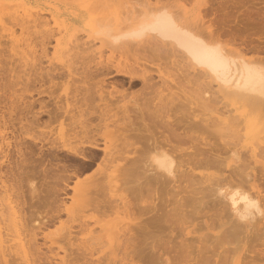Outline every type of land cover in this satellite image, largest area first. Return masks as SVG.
I'll return each mask as SVG.
<instances>
[{"label": "rangeland", "instance_id": "374dc122", "mask_svg": "<svg viewBox=\"0 0 264 264\" xmlns=\"http://www.w3.org/2000/svg\"><path fill=\"white\" fill-rule=\"evenodd\" d=\"M42 1L43 0H40L39 1L40 4H39L38 0H22V2H21V0H16V1L15 0H0V17L2 16L0 18V25L3 27V28H0V118H1L0 119V135H1L0 136V213L2 214V216L0 214V218L3 219V220L2 219L0 220V221H2V222H0V225H1L0 228L2 227L0 230V232L2 233V234L0 233V237H1L0 238V251H1L0 263L1 264H15L14 262H19L20 260L21 261L23 260V257L21 258L22 255L20 256V254H19V250L22 251L21 249H19L17 247V249H19V250H16V246H15V249H14L15 252L18 251V253H15V252H12V249L14 247L11 246V248H10L9 246H7L8 244L11 245V243H13V242H11V240L13 241V239H14V241L18 242L17 236H16V235H18L21 238V242L24 239L23 240L24 242H22L24 244V246L26 243H28L27 245H29V248L32 246L31 250H32L33 254L32 253L29 254L31 252V250L24 247L25 248L24 251L26 254L25 257L28 256L27 257L28 260L25 259V257H24V260L26 261L25 262L23 260L24 264H27V262L29 264H87V262L89 264H122V262H120L118 259L119 257L115 256L116 253H118L117 250H114V249H116L115 247H117V246H114L112 244V242L114 243V241H115V243L117 245V243L120 242V239L117 238L118 234L121 233L120 230L122 229V233H123L125 227H128L127 226L128 224L125 226V222H127V223L133 222L132 224H130L131 225L130 227L132 230H130L129 232L125 230V232L127 233L126 234L127 238L130 236V234H131V236L134 237V239L132 237V239H133L132 240L131 236H130V239L132 241L130 242V239L128 240L130 242L129 247L132 245L130 247L131 249H133V247L134 248L136 247L135 248L136 250H139V248H140L142 251V253L140 251L139 255H135V258L133 256V263L135 262V264H161V263L165 264L163 262L160 263L161 260L163 261L165 259L164 257H162L161 260L159 258L158 259L155 258L153 260L148 259L149 254L146 251L148 250V247H147L148 244L150 242L152 243L151 238H159V237H160V239L163 237H166L164 239L171 238V240H170L171 243H168L167 246L172 247V244H174L175 246H174V248L169 247V248H171L170 253H169L170 256H169V254H167V256L170 258L174 252V251L172 252V250L175 249V247L177 249V246L179 247V244L177 242L176 243L173 242V240L174 241L179 240V238L177 236L180 235V233H181L180 230L182 228H185L187 226L186 227L187 229H195V233L193 235H191V236L185 235V237H187V238H189V236H190L189 239H191L192 236H194L195 238L199 237L198 235H202L203 237H207L206 234L208 235V233L205 234V232H209V234H210L211 231L205 230L206 229L205 225L207 223H210V221H212L213 219L215 220V224H217L216 223V222H218V220L216 219L217 217L214 216L216 214L215 213L216 212L215 207H218L219 203L220 204L224 203L225 200H221L222 202H219L217 204V206H215V207L211 206V204L208 203L207 207H208V205L211 206V207L209 206L210 207L209 209H207L206 207H203L202 203L205 202L204 200L209 201V196H208L209 194H206V193H208V188H205V187L203 188V186H205V185L207 186V183L204 182L205 185H203V180L201 178V175H203L205 173L219 174V173H217V172H219V170L216 171L213 169L216 166H214V167L212 166L211 170L208 169V167H206L207 169L205 167H204V169H202L201 167H199V169L193 167V169L190 172L195 173L194 175H196V176L198 175V176L197 177L194 176L193 177L194 179L191 178L193 181L192 180H190V181H192V182L189 181V177H188V179H187L189 181L188 183L186 182L187 180L185 178L180 179V181L177 179L176 182H175L176 178L171 179V180H173V182H175V183H173L171 180L168 181L169 178L163 177L160 180L164 179L163 181L167 186L164 184L166 186V188L162 187L163 190L161 189L158 191H157V189L158 188L160 189L161 187L158 186V188H157L156 183H154L156 186L152 185V187H149V189L147 188L148 185L146 187L143 184L144 181L146 182V180H147L148 176L146 175V172L149 169V163L146 161V159H145V161L148 163L147 164L148 168H145L146 163L144 161L142 163L140 162L141 167L139 166L140 169H137L141 172V169H143L142 164L143 163L145 164L144 165L145 170H143L144 171L143 173H145V174L141 175L140 172L138 173V175L140 174L139 176H142L143 178L146 175L145 180L142 177H141V179H137L138 177L136 178L132 173L131 174L134 176V178H133V176L132 177L128 176V175H130V174H128L129 172L126 174H120L118 172L113 173V172H111V169H107L108 166H107V168L105 167V172H106L107 177L105 175L104 176L105 178H104L101 174H99V175L97 174L98 176L93 175L92 173L96 174V172H97L95 165L96 166L100 165V162H96V161L100 160V157L97 158L96 160L90 161V164H89V162L84 161V162L89 164V165L88 164L86 165V163H84V162H79L78 160H81L79 158L74 159L70 156L71 159H69L70 158V157H68L69 155L67 156L66 153L63 152L62 150H61V154H64L66 156L61 155L60 150H53V154H56V155L60 154V155L56 156L60 160L59 162H58L57 158H55L53 155L52 156L54 157V159L53 158L51 159L52 156H50V155H49V157H50L49 158L47 155L48 153H46L48 151H46L45 148L49 147L50 144H52L53 146H61L62 144L67 143L66 140L68 137L65 135V133L62 132L63 130H61V127L67 128L68 125H71V123H70L71 121H69V119L66 116L65 117L62 116L61 118L58 117V119L50 121L49 123H46V121L48 122L47 116L42 115L38 124L35 123L36 125L32 126V125H30L31 121L30 122L28 121V118H31V114H29V116L27 115V117H26V114H28L29 112L31 113V111H25V110L21 111L22 109L19 110V108L23 107V103L21 102V99L25 96L26 97L24 99L25 101L28 99H30V100L36 99L37 101L38 100H40V101L44 100L47 102L49 100V104L56 102V103H59L60 105H62L63 110H66V103H67L69 105V107L67 109L68 116H71V114L76 116V112L78 114V106H79V103H77V101H76L77 97L75 98V95H77V93H78V92H76V90L81 88L83 86V84L80 82V79L75 74V72L79 68V65H80L79 61H81L80 56H82L83 53H84L83 56L85 58H87V60H85V61H88V56L91 57V58L89 57V60L94 59V61H96V60L100 59L99 58L100 55H101L100 56L101 59H103V58L105 59L107 56L111 55L112 57H122V59L125 58L127 60L128 59L136 60L139 63L145 62L143 64H146V65L152 67L154 70H156L157 68H160L162 71L161 73L163 75V78H158L155 76L156 77L155 81L157 82V85H155L156 87L154 86L153 92L148 96L151 97L154 100V102H157V104H159L160 106H163V105L166 106V108L162 107V109H164V110H161V111H164V113H167V114H164L163 112L161 114L166 115L165 116L166 119L169 118L168 120L173 123V124L171 123L172 124L171 126L175 130V134L178 135V139H175V141L172 140L173 145L175 144L176 148L179 147V148H177L178 150L181 148L180 151L184 152V153H187V152L191 153V151L194 152L195 150L200 152L202 150L201 156L204 155L206 157L208 155L209 157L210 156L216 157L218 155L219 160L222 161V160L226 159L228 162L225 161L224 164L217 166L220 168L222 166H224L225 171H224V169L223 170L221 169L222 171L220 170L221 174H223L222 177H226L227 174L229 173V172L227 173V169H226V168L229 169L228 165L231 164L230 165L231 168L228 171H231L230 173H232L233 172L232 167L236 163H237V165H236L237 168L238 167L241 168L243 166V165L238 166L239 165L238 163L240 162L241 157H242L243 161L249 157L247 160H248V162L251 161L250 163L252 165H250V164L248 165L247 160H246L245 162L247 165L242 163V164H244V166L246 165V167H244V166L243 167L246 170L248 166H250V167L253 166L252 169L248 168V171L250 170L249 172L246 170L247 173H249V174L251 173L250 175H253V173H254L253 176H256L257 174H259L258 171L256 173V170L252 171L254 168H256L257 170L258 169L262 170L261 172L259 170V172L261 173V174H259L260 176L257 175V177H255V178H257V180L255 179V183H256V181L258 183L259 180L262 181L264 179V176H263L264 174L262 175V172L264 170V168H263L264 158H261V156L264 155V152L262 154L261 150L256 148L255 145H258V144L262 145L261 143H262V141H264L263 136H262L263 138L260 139V136L264 133V108H263V110L261 108L262 113L260 114V116H258V114L256 112H258L259 110L255 112L254 109H250L252 106L249 107V109H248V107H246L248 104H245L246 101L241 100V99H240V102L235 101V99L226 98L225 94H222V97H221L220 96L221 93H224V92L219 93L218 91H216L215 89H217V87H214V86H216V84L214 82L207 83L208 81L206 82L205 81L206 79H204L205 82H202V79L204 77L202 76V79H200L201 75L196 74L199 72L196 69H192V68L189 69L187 66H185L184 61L180 58V55L178 56L179 57L178 58L177 57L178 54H176V53H175L176 56H175V54L174 55H171V54L165 55L164 54L163 56H157L156 57L155 54L150 53V52H146L147 47H148L147 43L145 45L143 44V47L145 48V50H143V51L146 53H143V51L139 50L140 47H138L139 46L138 44H137L138 45L137 46L136 44L131 43V44H133V46H134L133 47L130 43H127V42H126L127 46H124L125 43L122 44L124 46V47L122 46L123 48L121 47V45L118 48L117 47L111 48L110 47L111 45L97 40L98 35L95 33V30L101 29V27H99V24L101 25V24L105 23V21L107 19L109 20V18L113 17L112 19H114L115 17L121 18L123 16H130V15L134 16V15H136V13L147 11L148 8L146 9L145 6L149 7L148 5H151V4H152L151 6H158L159 3L161 4L162 2H164L163 4H165L166 2L167 3L169 2V4H167V6H164L163 4H161L162 6L161 5H159V6H161V8L167 9L171 13L173 11H175L174 13L180 12L181 16L178 17L179 14H177L176 16L179 19L181 18V20H184L185 22L189 23V21L191 20L190 23H192L193 25H197V23L199 22V24H202L204 27L209 25L210 29H213V32H214V29L218 30L216 32H219L218 34L220 36L222 35L221 37L225 36L224 38H227V39L230 38L229 40L233 44L231 49L233 50L234 54L237 52L240 53L244 49V51L241 54L244 55L245 57L253 58V55L256 54L259 57V59L260 58L262 59V58H264V57H262V55H263L262 53H264V50H262V48L264 49V46H262V48H261V46H259V45L260 44L264 45V29H263L264 28V26H263L264 25L263 24L264 23V16H263L262 12H259V11L260 10L263 11V9H264V0H168V1L167 0H159V1H162L159 3H156V2H158V0H154V1L153 0H45L43 2ZM144 1L148 5H146L144 3ZM147 1H153V2L149 3ZM18 2L21 4L19 5ZM140 3L145 4V6L141 5ZM15 5H17L19 7H24V5H25L24 8L28 9L31 12V14H32L31 17L33 16V14H34V16L35 15L37 16V17L35 16L32 18H37V19L39 18L40 21L43 18L42 15H44L47 18L48 21L45 20L46 18L44 17L45 18V19L43 18L44 22L42 21V22H40V24L38 22L39 20H36V22H38V25L41 26L40 29L42 27H47L48 29L50 28L49 30L46 29V31H45V30H43L44 29L43 28V29H41V31H43V32H41L37 23L32 22V21H31L32 26L34 24H35V26H33V27L31 26V28H29L30 31L27 30V32L29 31L28 36L30 37V39H32V42H33L32 45L34 44V42L36 43L38 37H40L41 35H43V36L45 35L47 38H49V39H47V38L44 39L45 44L47 43L45 45L46 46L45 48L48 49L47 51L45 50V53L40 52L41 49L39 48V46L37 44H36V47L34 46L36 49L34 47H32L31 52L27 53L28 58H25V56H22L21 54L20 55L22 57H19L18 56L19 53L18 52H17L18 54L16 53L17 50L18 51L21 50V47H20V49L19 48L14 49V46H15L14 44H16V42L10 40L11 38L7 34V33H9L8 29H13V28L16 30V32H15L16 34H14V36L18 35V33H19L18 26L13 25L16 21L15 20H14L15 22L12 21L13 19L11 18V17L15 16V14H16V13H14V9L17 8V6H15ZM139 5L143 6V7H138V8H140L139 12L134 13L135 10L133 7L139 6ZM169 5H171L172 8ZM50 8L53 10H51ZM35 9H37V10H35ZM149 9H150V7H149ZM251 10H254V11L257 10L258 12L257 11L256 12L261 13L262 15L261 14L258 15L257 13H254V11L252 12ZM32 11H33V13H32ZM55 12H59V13L55 14ZM18 13L21 14V12H18ZM204 13H205V15H204ZM247 13H251L250 16L251 17L254 16L255 19L256 18L258 19L260 17V19H262V21H263V23H260V24L261 25L263 24V25L261 26L260 24L256 23L257 19L256 20L252 19V20L256 21L255 22L256 24H254L252 20H251L252 22H249V24H247L248 22H246L245 18H248L249 21L251 18L250 16L249 17L245 16V14L249 15ZM253 13L255 15H253ZM256 15H258V16H256ZM261 16H263V17H261ZM31 17L29 19H32ZM201 18H203V19H201ZM10 19H12V20H10ZM101 19L103 20L102 22H100ZM259 20H258V22H260ZM203 21H204V23H203ZM243 21H244V23H243ZM11 22L12 23L14 22V23L12 24ZM29 23H28V25H31ZM46 23H47V25H46ZM62 23H64V24H62ZM210 23L211 24L213 23V24L211 25ZM245 23H246V25H245ZM5 24L9 28L6 27ZM257 24H258V26L254 27V25H257ZM11 25H13L12 26L13 28H11ZM90 25H92V26H90ZM249 26H253V27L249 28ZM36 27H37V29H36ZM34 28H35V31H34ZM253 28H254V30H253ZM259 28L262 30H260ZM38 29H39V31H38ZM255 29H258L257 33H256ZM59 30H61V32ZM33 33H35V34H33ZM36 33L38 34V36H36ZM47 34H49V36H47ZM34 35L36 37V40H34L35 38H33ZM92 35L94 36L95 40L93 37H91ZM83 36H84V38H82ZM89 36L93 40L91 38H89ZM75 37H79L78 43H77V39ZM96 37H97V39H96ZM224 38L222 40H226ZM231 38H232V40H231ZM73 39H74V41L76 40L74 42L75 44H72ZM81 40H83V41H81ZM88 41H90V42H88ZM230 41L226 40V43L227 42L230 43L229 45L225 44V43H223V44H225V46L227 45L230 48V46H231ZM13 42H14V44H13ZM87 42L90 44H88ZM234 44L236 46L238 45V47L234 46ZM74 45L75 46L79 45L80 48L78 47V50H77V47H76V49L71 48V47H75ZM112 45H114V44H112ZM239 45L243 49H241ZM253 45H255V46L253 47ZM68 46H69V48H68ZM88 46H90V48H88ZM106 46H108V47H106ZM115 46H117V45L115 44ZM140 46H142V45H140ZM256 46L259 47V48H257L259 50H256V48H255ZM137 47H138V49H137ZM143 47H141V48L144 49ZM15 48H16V46H15ZM32 49H33V51H32ZM68 49H70V51ZM79 49L82 50V53L80 52L81 50L79 51ZM115 49H118V50H115ZM239 49L242 51H238ZM245 49L246 50L248 49L247 50L248 53L245 52L246 51ZM67 50L69 52H67ZM148 50L150 51L149 48H148ZM253 50H255V52ZM261 50H262V52H260ZM77 51H79L81 54L78 53ZM252 51L254 52V54L251 55ZM65 52H67V54H65ZM72 52H73V55H72ZM151 52H152V50H151ZM31 53H33V56H31L32 55ZM35 53H36V55H35ZM39 53H41V54H39ZM151 54H153L154 56ZM248 54H250V55H248ZM27 55H26V57H27ZM75 55L77 56V59H76ZM29 56H31V57H29ZM94 56L97 59L93 58ZM257 56L254 55V58L255 57L257 58ZM19 58H21V59L19 60ZM30 58L33 60V61L31 60L32 62L29 60ZM27 59H28V61H27ZM144 59H148V60L144 61ZM22 60L23 61L25 60L27 62V64H23ZM50 61L52 62V64H50L51 63ZM148 61H150L154 65H152L150 62H149L150 64H148ZM39 62H40V64H39ZM35 63L39 66H37ZM31 64H33V65H31ZM263 64H264V61H263ZM23 65L25 67L27 65L26 68L28 71H25L26 68L23 67ZM35 65L37 67L43 66V68L45 66V68L42 70H46V68L51 69V67L53 68V66L55 68L57 67L56 70L54 69L55 70L54 73H58L61 71L60 73L62 74V76L57 77L60 74V73H58L56 75V78L53 79V81H51V82L44 81V82H40V83L37 81H34L32 79H29V80L26 79L27 72L31 73V71L29 72L30 67L32 68V70L37 68ZM66 66L67 67L69 66V68H67ZM33 67H35V68H33ZM37 69L39 70L40 68H37ZM37 69H35V70H37ZM57 69H59V70H57ZM70 69L71 70L75 69V70L74 71L72 70L73 72H70ZM194 70H195L196 76L194 74ZM22 72H23V75H22ZM24 72L26 73L25 77H24V74H25ZM71 73L73 75H70ZM67 75H68V77H67ZM197 76L199 77L198 79L196 78ZM127 81L128 80L125 79L124 83H123L125 88L128 86ZM100 83H102V82H100ZM103 83L106 84L105 82H103ZM106 86L109 87V85H106ZM43 90L46 92H51L53 94L54 98L53 99L51 98V100H52L51 102H50V99H48V97L46 95L45 96H38L37 93L39 91H43ZM130 90L132 91V93L129 96L130 98L129 97L121 98L119 94H115L114 100H115V103L118 104V106L123 105V104L124 105H127V104L130 105L131 101H132L131 98L133 96H136V95L141 96V95H139L140 93H142L141 83L139 81H136ZM205 92H206V94H205ZM22 93L25 95L23 96ZM211 93H213V94H211ZM18 94L21 96H19ZM16 96L17 97L19 96V97L17 98ZM31 96H33V97H31ZM204 96H206V99ZM78 98H80V97L78 96ZM18 101L21 103H19ZM13 102L15 103L16 106H14ZM16 102H17V104H16ZM18 104H20V107ZM21 105H22V107H21ZM34 105L35 106H33V109L36 111L38 109L37 107L39 105L37 103ZM17 106H18V109H16ZM53 107H54V104H53ZM254 108H255V106H254ZM33 109H32V111H33ZM256 109H258V107ZM250 110H251L252 114L250 113ZM252 110H254V111H252ZM20 111H21V114L22 113L24 114L26 112L25 115H21L19 113ZM225 111H227V112H225ZM221 112L224 114H222ZM259 112H261V111H259ZM10 113L11 114L14 113V115L10 116ZM17 113H19L18 115L21 116V118H22L21 121L19 120L20 118L19 119L17 118V117H20L17 115ZM254 113H256L258 118L253 117V116H256V115H254ZM245 114H247L246 115L247 117H245ZM1 115L2 116L4 115V117H2ZM231 115L233 116V119H231L232 118ZM234 115H235V118H234ZM7 116H9V117H7ZM23 116H25V118H27L26 120L28 123L26 122L25 118H23ZM228 116L231 118L229 119ZM11 117H12V120L17 119L16 121L13 120V122L15 121L18 123H20V122L26 123V124H23L24 125V127H23L24 129H22L23 131H18L20 129V128L18 129V126H20L21 124H18V123L16 124L14 122L15 123V126H14L13 122L11 124L9 123V121L11 122ZM42 117H44V118H42ZM259 117H260V119H259ZM9 118H10V120H9ZM6 119L8 122L6 121ZM1 120H3V121H1ZM30 120H32V119H30ZM1 122L2 123L5 122V125L3 124V126H2ZM43 122H44V124H43ZM25 127H28V128H25ZM13 128L15 130L16 129H18V130L15 131ZM160 129H158L159 133L161 132ZM30 134L35 135L37 138H39L41 140V142H38L37 140L31 139L29 137ZM257 137L259 139H256ZM255 139H256L257 143L254 144ZM30 140H31V142H30ZM134 140H137V139H134ZM21 141H22L23 145L21 144ZM23 141H27L26 142L27 146H25V143ZM33 141H35V142L33 143ZM36 143H37V146L35 145ZM233 144H236V145L238 144V145L233 146L236 148V152H235V156L231 157V156H228L231 153L225 152L222 149L225 148L227 150V148L232 147ZM260 145H259V147H261ZM30 147L31 148L33 147L32 150L35 148L34 151L40 147L36 153L38 155V157H36V154H35L36 151L34 153L30 152L31 151ZM253 147H254V149H253ZM40 149H42V152H43V149H45V151H44L45 154L40 152ZM217 149H218V151H217ZM238 149H240V150H238ZM203 150H205V151H203ZM248 150L250 152H248ZM257 150H260V151H258L259 154L261 153L260 155L258 153L256 154V152H253V151H257ZM241 151L246 153V154L245 155L241 154ZM38 152H40V154L43 155V156H41V158L44 157V155L45 156L47 155V156L45 158L41 159ZM178 153L179 152H177V154ZM213 153H214V155H213ZM100 154L101 153H98V156H100ZM191 154H195V153H191ZM221 155L223 157L226 156L227 158H229L231 163L229 164V160L227 158L224 159L223 157H219ZM241 155H243V156H241ZM254 155H256V156H254ZM257 155H259L260 157ZM144 156L146 157L145 154H144ZM201 156H198V157L201 158ZM245 156H246V158H245ZM30 157L32 159L34 158L33 160H35V158H36V160H38L40 158L38 161H40L41 163L39 162V164H38V161L36 162V160H35L36 163L33 162V160ZM64 158L67 162L64 160ZM175 158L181 159L180 155H178V156L176 155ZM45 159H47V160H45ZM50 159L52 161L47 162ZM27 160L30 161L31 166H28ZM41 160H44L45 163ZM68 160L70 162H72V161L76 162L77 164L73 163V162H72V164H75L76 166L77 165L80 166V169L82 168V170L79 169V176L82 179L79 178V176H78L79 180L76 181L77 179L75 178L74 175H72V178L74 181L83 182V179L85 178L84 177L85 174H86V178H87V175L92 174L94 177L97 176V179H98L97 180L96 178H94L97 181H95L92 185L93 186L96 185L98 188L96 186H94V188L96 187L97 189L95 188V190H93L94 188L91 185L90 188L88 189L89 192H86L88 194V197H85V199L83 198V200L80 198L81 199L80 200L76 196L75 201H72V200H74L72 198L74 196L73 192L77 193V191H74V187L76 185V182L74 183V181H72V178H71L70 181H68L69 184H68V187L66 188L67 190L65 192V195L62 193V195L59 196V198L62 196L61 198L63 200H61V198L59 199L58 197H57V199H59V200H56V198L54 200V197H52L54 202L50 199L51 197H49V198L47 197V199H46L45 198L46 196L44 195V192H43V190H41V187H40V182H42V179L40 177L41 174L39 176V174L36 171L39 172L38 168L39 169L41 168V170H42L43 167L46 169H48L50 167V169H49L50 171H52L53 168H54L53 170L58 171V169H60V167L65 162H66L65 164L69 163L70 165H72L70 162H68ZM31 161L33 162V164ZM54 161L55 162L57 161V162L54 163ZM94 161H95V163H94ZM176 161H178V160H176ZM24 163H26V164H24ZM42 163H44V164H42ZM47 163L49 165L51 163V165L48 166ZM58 163L61 166H59ZM83 163L86 166V167H84L86 170H84V172H81V171H83V166H84ZM253 163H254V165H253ZM20 164H21V166H20ZM36 164L38 166H36ZM40 164H42V165H40ZM56 164L58 165V167L56 166V168H58V169H55ZM34 165L36 168L34 167ZM53 165H54V167L52 168ZM90 165H91L92 169H93V167L96 169V170L93 169V170H95V172L90 168ZM257 165H260V168ZM261 165H262L263 169L261 168ZM87 166H89L88 167L89 169L87 168ZM22 167H25V169H22ZM217 167L215 169H217ZM30 168L32 169V173H30V174H32V175L35 174V177H33V178H32V175H31V177H29L27 175H24V173H22V172H25V170H27V169H29L31 171ZM34 168L37 170H35ZM103 168H104V166H103ZM237 168H236V170H234L235 171L234 173H236ZM240 168H239V170L243 169V168H241V169ZM41 170H40V172H41ZM88 170L91 173H89ZM243 170L239 171V172H241V173H239V174H241V176H242ZM213 171H215V172H213ZM246 171L244 173H246ZM29 172H28V175H29ZM52 173L53 172H51L49 174H52ZM237 174H235V175H237ZM135 175H137V174H135ZM36 176L37 177L39 176L40 178L38 177V179H37ZM231 176H233V178L235 177L234 175H231ZM261 176L263 178H261ZM228 177H230V176L228 175L227 178ZM100 178H102V180ZM200 178H201L202 182L200 181ZM230 178H232V177H230ZM85 180L86 179H84V181ZM141 180L143 181V183L140 182ZM160 180H158V181H160ZM36 181H37V183H36ZM88 181H90L89 178H88L87 182ZM98 182L99 183L103 182V184L99 186ZM126 183H128L130 185V187H132V188L137 187L136 189L134 188L135 191L131 192L132 194L129 193L131 190H129V191H128V189L125 190L126 189L125 187H127ZM133 183H135V185ZM125 184H126V186H125ZM131 184H133V185L131 186ZM261 184L263 185V186H261V188H262L261 190H264V181ZM261 184L258 183L257 187ZM30 185H33L34 189L31 188ZM37 185L39 186V189H38ZM73 185H74V187H73ZM122 185H124V186H122ZM139 185L140 186L142 185V186L139 187ZM143 185H144V187H143ZM172 185L173 186L175 185L174 188L172 187ZM176 185H177V187H176ZM160 186H163V183H161ZM178 186H180V187H178ZM71 189L73 191H71ZM36 190L37 191L39 190L40 193L42 192L41 194L44 196L45 200H42V199H44L43 197L42 198L39 197L40 199H38V200L34 199L33 192L34 193L37 192ZM149 190H153V192L151 191V194H150ZM195 190H196V192H195ZM261 190L259 189V191H261ZM127 191H128V194H127ZM191 192L192 193L194 192V193L192 194ZM40 193L38 195H40ZM153 193H154V195H153ZM262 193L264 196V191L260 192L261 195H262ZM188 195H189V197H188ZM49 196H52V195H49ZM35 198L37 199V196ZM89 198H90V200H89L90 202L88 201ZM107 199H108V201H107ZM109 199H111V200H109ZM182 199L184 202L182 201ZM193 199H195V200H193ZM33 200L35 201V203ZM41 200L43 202L52 201L55 204L48 202L45 205V204H43V202ZM39 201L41 204L39 203ZM57 201H58V203H57ZM62 201H64V203ZM105 201H107L106 204H105ZM113 201H115L114 202L115 204L113 203ZM121 201H126V204L128 203L127 206H128V210L130 213V220L126 219L124 217V213H122V211H121L123 209L121 206L124 203V202L121 203ZM177 201L181 202V203L183 202L182 206H183V208H185L184 210H187V211L192 210V211H190V214L187 215V217L189 216V219L192 217V219L190 220V222L192 221L191 223H189V221H188L189 219L187 218L186 221H188V222L185 221V223H183V224L178 223V224H175L174 226L172 225L171 227L169 226L170 224H168V225L164 224L166 226L161 224L160 229H158L159 226L151 225V224L148 225L149 222H147L148 221L147 218H146L147 221H145L146 224L144 223V219L147 215H149L148 218L149 217L151 218V217L155 216V214L162 212V210H166V209L169 210V208H172V206H174V205H175V207H177V204H175V203H177ZM84 202L86 204H84ZM93 202L94 203L96 202V204L93 205L94 204ZM56 203L59 204V206H57ZM107 203L108 204L110 203L111 207L109 205H107ZM80 204H82V205H80ZM99 204H100V206H99ZM149 204H150V207H149ZM224 204H222V206ZM10 205L12 208L11 211H10ZM40 205H42V206L40 207ZM117 205H118V207H116ZM151 205L155 206V208H157V210H153L155 208L152 207ZM67 206L69 208L68 212L64 210V208ZM102 206L104 207V210L102 209L103 208ZM201 206L203 208H205L207 210V212L211 210L210 213L206 212V214H209V216H211L212 213L213 214L215 213L214 215L212 214L215 218L213 216H211V217H213V219L212 218L209 219L210 217L208 215L202 216L201 211H199V209H202ZM222 206L220 205V207L224 208V210H225V207L224 206L222 207ZM50 207H52V208H50ZM106 207H108V208H106ZM13 208H14V210H13ZM100 208H101V210L99 211ZM211 208H214V210ZM107 209H108L110 214L108 213ZM12 210L17 212V214L15 216H13V214H15V213L14 212L12 213ZM116 210H117V212L115 214ZM206 210L202 211L203 214ZM51 211L55 214V215L52 214V215H54V217L51 216L52 218L50 217V219H52V220L49 219L50 221H47L46 223L43 224L42 221H44L45 217H49L48 215H50L52 213ZM155 211L158 213H155ZM187 211H184V212L187 213ZM193 211L196 212L197 214L196 213L194 214ZM10 212H11V215L13 217H15V218H13L15 220L12 219ZM148 212L150 214H148ZM223 212L226 213V211H223ZM191 213H192V215H191ZM229 213H230V211H229ZM195 215H196V217H194ZM199 215H200V217H199ZM225 216H227V213ZM227 218L228 217H225V219H227ZM225 219L223 218V220H225ZM120 220L125 221L123 224L125 227L123 225H121L123 221H120ZM140 221L142 222V224L144 223V225H146V226L143 225L145 228L146 227L148 228V226H149V228L147 230L148 231L150 230L149 232H151L153 234L152 235L150 233L152 236H150V234L148 235L149 232L147 230L145 231L144 228H143V230H144V232H143V230H141L138 227V230H140L141 233L138 230H136V231H138L139 233L136 232L135 230H133V228L135 226H132V225H134L136 222L141 224ZM255 222H256V220H255ZM262 222H263V220H262ZM261 224L262 223H260L258 226H253L252 228L247 230L246 234H243V235H245V237L244 236L242 237V234L240 235L242 238L231 237V238H229L227 243H196V239L193 237L194 239L193 238L192 239L195 240L194 241L195 243H191V244L187 243V245H186V243H184V244H185V247L187 246L186 249H187L188 253L190 252L193 258L200 257V260L197 261V264H245V261H246V264H248L247 262L251 263L252 262L251 260L255 257H256V259H254V261H257V264H264V256H262L263 254L261 255V253L264 252V238H263L264 236L259 237L256 235L258 233L260 234L261 232H262V234H260V235H264L263 234L264 229L262 228V231L260 229V227H263L264 225L261 226ZM136 225H138V224H136ZM116 226H119V227L122 226V227L120 228V230L118 227L117 231L115 233L113 231L115 230ZM162 226L164 227V229L165 228H167V229L164 230L162 228ZM175 226H176V228H175ZM194 226H195V228H194ZM152 227H154V228H152ZM258 227H259L260 231H258ZM173 228H175L174 229L175 231L173 230ZM254 229H255V231H254ZM177 230H178V232H177ZM215 230H217V228H215ZM152 231L153 232L155 231V232L153 233ZM253 231H254V233H253ZM145 232H147L146 233L147 237L149 236V239H150L149 241H146V243H144L145 240H141L142 237L140 236L141 234L144 236ZM175 232H176V234H175ZM18 233H20V235ZM113 233H115V234H113ZM137 233L139 234V236H136V235H138ZM112 234H113V236H112ZM123 234H120V235H122L120 237L121 240L124 239ZM168 235H169V237H168ZM175 235H176V237H175ZM135 236L137 239H135ZM202 236H200V237H202ZM3 237H5V238H3ZM32 237L35 238V241H34L35 243L31 240V239H33ZM172 237H175L176 240H175V238H172ZM203 237H202V239L204 240L205 238H203ZM145 238H146V236H145ZM7 239L8 240L11 239V240L8 241ZM5 240H7L6 241L7 245L3 246V245H5ZM26 240H27V242H25ZM139 240H141L143 243ZM146 240H148V238ZM30 241L33 243H29ZM133 241H134V243H132ZM137 241H139L140 243H138ZM17 242H14V243H17ZM1 244H3V245H1ZM181 244H183V243H180V245ZM188 244H190L189 247H188ZM1 246L3 248H1ZM1 249L3 250V252ZM8 249L10 250V252L8 251ZM27 250H29L30 252ZM111 250H114V252ZM256 250L260 253L259 257L257 255ZM107 252H110V253H107ZM2 253H4V254L2 255ZM8 253H10V254L6 255ZM14 253L19 254L17 256H19L21 259H19V257L16 259V255H14ZM20 253L22 254V252H20ZM104 253H107V254H104ZM27 254H29V255H27ZM109 254H111V255H109ZM112 255H113V257H112ZM222 255L225 256L227 259L224 258ZM221 256H222V258H221ZM253 256H255V257H253ZM106 257H107V259L110 258L109 259L110 261L107 260ZM62 258H64L63 262H61ZM96 258H97V261L101 260V263H100V261H99V263H97V262L95 263ZM171 258L169 259V261L171 260ZM88 259L92 263H90V261ZM134 259H135V261H134ZM247 259H248V261H247ZM257 259H259V260H257ZM13 260H15V261L13 262ZM188 260H189L188 264H195V263H193L195 261L191 262L192 260H190L189 258H188ZM223 261L225 263H223ZM20 262H19V264H20ZM22 262H21V264H22ZM84 262H86V263H84ZM174 263L176 264L177 261L173 262V260H172V264H174ZM255 263L256 262H254L252 264H255Z\"/></svg>", "mask_w": 264, "mask_h": 264}, {"label": "bare ground", "instance_id": "6f19581e", "mask_svg": "<svg viewBox=\"0 0 264 264\" xmlns=\"http://www.w3.org/2000/svg\"><path fill=\"white\" fill-rule=\"evenodd\" d=\"M39 1L40 0H38V3H39ZM43 1H45V0H43ZM153 1H147V2L150 3V2H153ZM21 2H22V0H21ZM159 2H162V1H159L158 0V2H156V3H159ZM144 3H145V1H144ZM163 3L164 2H162L161 4H163ZM18 4L20 5L21 3L18 2ZM145 4H141V5H144L145 6ZM161 4L159 3V5H161ZM165 4H163V5L164 6H167V4H169V2L168 3L166 2ZM17 5H15V6H17ZM146 5H148V4H146ZM151 5H148L150 7V9H149V7H146L145 6V8L146 9L148 8L149 10L147 9V11H143V12H140V13H136V12H139V9L140 8H138V7H143V6H140L139 5V6L133 7L134 10H135L134 13H136V15H134V16H131L130 15V16H123L121 18H116L115 17L114 19H112L113 18L112 17V18H109V20L107 19L105 21V23H103L101 25L99 24V27H101V29L95 30V33L98 35V39H97V37H96V39L99 40V41H101V42H103V43H106V44L111 45L110 46L111 48L112 47L113 48H116V47L118 48V47H120V45L122 47L123 46L122 45L123 43H125L124 46H127L126 45V42L127 43H130V44L131 43L136 44V45L138 44L139 46L138 45L137 46L140 47V49H139L140 51L145 50V48L143 47V44L145 45L147 43V46L148 47H147L146 52L153 53V54L156 55V57L157 56H163L164 54L165 55L166 54L167 55H170V54L171 55H174L176 53V54H178L177 57L180 55V58L184 61V65L185 66H187L189 69H191V68L192 69H196L199 72V73H196V74H200L201 75V76L199 75L201 77L200 79H202V76L204 77L202 79V82H205V81L206 82L208 81L207 83L214 82L216 84V86H214V87H217V89H215V90L218 91L219 93L220 92H224V93H221V95H220L221 97H222V94H225L226 95V98L235 99V101H239L240 102V99L241 100H244V101H246L245 104H248L246 106V107H248V109H249V107L252 106L250 109H254L255 112L258 111V110L261 111V112H259V111L256 112L258 114V116H260V114L262 113V110L264 108V64H263L264 58H262V59L260 58L259 59V57L256 54H254L255 50H253L254 52L253 51L251 52V55L254 54L255 56H257V58L256 57L254 58V55H253V58H247V57H245L244 55L241 54L244 51V49L241 48L240 45L239 46H240L241 49H243V51L239 49L238 51H242V52H240V53L237 52V53L234 54L233 50L231 49V47L233 46V44L229 40L230 38L229 39L224 38L225 36L224 37H221L222 35L220 36L218 34L219 32H216L218 30H215L214 29V32H213V29H210V26L209 25L206 26V27H204L202 24H199V22L197 23V25H193L192 23H190L191 20L188 23V22H185L184 20H181V18L179 19L178 17L181 16L180 15L181 14L180 12L174 13L175 11H173L171 13L167 9L161 8L162 5L161 6L158 5L159 7L158 6H151ZM169 6H171V5H169ZM24 7H25V5H24ZM24 7L17 6V8L14 9V13H16L15 16H13V17L10 16L13 19V20L12 19H10V20H12V21L15 20L16 21V22L14 21L15 23L13 22L14 24L12 22L11 23L13 25H15V26L17 25L18 28H19L18 35L14 36V34H16L15 33L16 30L12 27L13 25H11V28H13V29H8L9 30V33H7V32L6 33L11 38L10 40L16 42V44H14V42H13V44L16 46V48L14 46V49H17V48L20 49V47H21V50H19V51L17 50L16 51V53L17 52L19 53V54L17 53L18 56L19 57L25 56V58H28L27 53L28 52L30 53L31 52V48L34 47V46L36 47V44L41 49L40 52H42V53H45V50L47 51L48 49L45 48L46 47L45 45L47 44V43L45 44V40H44V39L47 38L45 35L44 36L41 35L40 37H38L36 43L34 42V44L32 45V43H33L32 42V39H30V37L28 36V34H29L28 32L30 31L29 28H31V26H32L31 21L32 22H36V20H39V18L38 19L37 18H32V17H35L36 15L34 16V14H33V16L31 17V15H32L31 12L28 9L24 8ZM171 8H172V6H171ZM35 10H37V9H35ZM51 10H53V9H51ZM251 11L253 12L254 10H251ZM256 11L257 10H255L254 13H257L258 12V11L257 12ZM18 12H21V14H19ZM259 12H262V14L264 16V9H263V11L260 10ZM32 13H33V11H32ZM56 13H59V12H55V14ZM251 13H247L249 15H246L245 14V16L246 17H249ZM254 13H253V15H255ZM177 14H179L178 17L176 16ZM257 14L260 15L261 13H257ZM204 15H205V13H204ZM258 15H256V16H258ZM42 16H43V18L45 17L44 15H42ZM263 16H261V17H263ZM30 17L32 19H29ZM43 18L42 19L40 18L41 21L40 20L38 21L39 24H40V22L43 21ZM201 19H203V18H201ZM245 19H246V22H248L247 24H249V22H252V21H253L254 24H256V23H258V24L263 23V21H262V19H260V17L258 19L256 18L257 19V22L254 21V20H252V19H255L254 16L250 18V21H249L248 18H245ZM45 20H47V18ZM258 20L260 22H258ZM102 21L103 20L101 19L100 22H102ZM38 22H36L37 25H38ZM28 23L31 24V25H28ZM47 23H46V25H47ZM203 23H204V21H203ZM243 23H244V21H243ZM62 24H64V23H62ZM258 24L257 25H254V27L258 26ZM245 25H246V23H245ZM5 26H6V24H5ZM33 26H35V24ZM38 26H39V29H40L41 26L40 25H38ZM90 26H92V25H90ZM6 27H8V26H6ZM250 27H253V26H249V28ZM0 28H3V27L1 26ZM36 29H37V27H36ZM39 29H38V31H39ZM41 29H43V30L46 31V29H48V28L47 27H42ZM41 29H40V31H41ZM27 30H29V31L27 32ZM253 30H254V28H253ZM255 30H256V33H257V30L258 29H255ZM260 30H262V29H260ZM34 31H35V28H34ZM59 31L61 32V30H59ZM41 32H43V31H41ZM33 34H35V33H33ZM36 36H38L37 33H36ZM47 36H49V34H47ZM91 37L94 38L93 35ZM91 37L89 36V38H91ZM33 38H35L34 40H36L35 35H34ZM75 38L77 39V43H78V41H79L78 38L79 37H75ZM82 38H84V36ZM223 38L231 42L230 48L227 45L226 46L228 48L225 46V44H228L229 45L230 43L229 42L226 43V40H222ZM47 39H49V38H47ZM94 40H95V38H94ZM231 40H232V38H231ZM75 41L73 39V43L72 44H75L74 43ZM81 41H83V40H81ZM90 41H88V42H90ZM223 43H225V44H223ZM88 44H90V43H88ZM112 44H114V45H112ZM115 44L117 46H115ZM133 44H131V45L133 46ZM140 45H142V46H140ZM234 46H236V45L234 44ZM254 46L255 45H253V47ZM259 46H261V48H262V46H264V45L260 44ZM76 47H77V50H78L79 45H77L75 47H71V48H75L76 49ZM106 47H108V46H106ZM138 47H137V49H138ZM141 47H143L144 49H142ZM236 47H238V45ZM68 48H69V46H68ZM88 48H90V46H88ZM148 48L150 49V51L148 50ZM255 48H256V50H259V49H257V48H259L258 46H256ZM68 50L70 51V49H68ZM68 50H67V52H69ZM80 50L81 49H79V51ZM115 50H118V49H115ZM151 50H152V52H151ZM247 50L245 52H247ZM262 50H264V49L262 48ZM262 50L260 52H262ZM32 51H33V49H32ZM79 51H77V52L78 53H80V52L82 53V50L80 52ZM67 52H65V54H67ZM146 52L143 51V53H146ZM33 53H31L32 54L31 56H33ZM39 54H41V53H39ZM153 54H151V55H153ZM176 54H175V56H176ZM262 54H263L262 57H264V53H262ZM26 55H27V57H26ZM35 55H36V53H35ZM72 55H73V52H72ZM83 55H84V53L82 54V56ZM248 55H250V54H248ZM31 56H29V57H31ZM82 56H80L81 61H79V64H80L79 65V68L80 69L78 68L77 71L75 72V74L80 79V82L83 84V86L81 88H79L78 90H76V92H78V93H77V95H75V98L77 97L76 98V101H77V103H79V106H78V114L76 112V116L75 115H72V114H71V116H68L67 109H68L69 105L67 103H66V110H63L62 105H60L59 103H56L55 102V103L49 104V100L46 102V101L43 100L44 98L42 99L43 101H40V100L37 101L36 99L35 100L34 99H32V100L28 99V100L25 101L24 100L26 98L24 96L25 94L22 93V95L24 96V97L22 96L23 98L21 99V102L23 103V107L21 105L22 108H19V110L22 109L21 111H23V110H25V111H31V113L30 112L29 113L27 112L28 114H26V117H27V115L29 116V114H31V118H28V121L29 122L31 121V124L30 125L35 126L36 124H38V122L40 121L42 115H46L47 116L48 122L46 121V123H49L50 121L56 120V119H58V117L61 118L62 116H64V117L66 116L69 119V121H71L70 122L71 125H68L67 128L61 127V130H63L62 132L65 133V135L68 137L67 140H66L67 143L66 144H62L61 146H53L52 144H50L49 147H46L45 148L46 151H48V152H46V153H48L47 154L48 157H49V155L50 156L53 155L55 158H57L56 156H58V155L61 154V150L63 152H65L67 156L69 155L68 157L71 156L74 159L79 158V159H81V160H78L77 159L79 162L86 161V162H89V164H90V161L96 160L97 158L100 157V160L99 161H96V162H100V165H98V166L95 165V168L97 170L93 167V169H95L97 171L96 174L95 173H92L93 175H97V174L99 175V174H101L104 177L106 175L105 167L107 168V166H108L107 169H111V172H113V173H117L118 172L120 174H126V173L129 172L128 174H130V175L127 174L128 176H131L132 177L134 175L136 178L138 177L137 179H141V177H142V176H139L140 174L138 175V173L140 171L137 170V169H140L139 168V166L141 165L140 162L142 163L146 159V161L149 163V169L147 171L148 173L146 172V175L148 177H147V180L145 182L144 181L146 179L145 178L146 175H145L144 178L142 177L144 179V180L142 179L144 181V183H143L142 180L140 182H142L146 187L148 185V187H147L148 189H149V187H152V185H155L154 183H156L157 188H158V186L161 187L160 189L158 188L157 191L158 190H161L162 187L166 188V186H167L164 183V181H163L164 179L163 180H160L163 177L164 178L165 177L169 178L168 181L171 180V179L176 178L175 182L177 181V179L179 181L182 178H185L187 180L188 177H189V181H190V180H192L191 178H193L194 176H196V175H194L195 173L190 172L193 169V167L194 168H197V169H199V167H201L202 169H204V167L205 168L208 167V169L211 170L212 166L213 167L214 166L217 167V166H220L221 164H224V162L227 161L225 159L227 157L226 156L223 157L222 155L219 156V157H223L225 159V160H222V161L219 160L218 155L216 157H213V156L212 157L211 156L209 157L208 155L205 157L203 155L204 156L203 157V156H201V154H202L201 153V151H202L201 149H200L201 150L200 152H198L195 149H194L195 150L194 152L191 151V153H195V154H191L190 152L184 153V152H181L180 151L181 148L178 150L177 148H179V147L176 148L175 147L176 145L175 144L173 145L172 140L175 141V139H178V135L175 134V130L171 126L173 123L168 120L169 118L166 119L165 118L166 115L161 114L162 112L164 113V111H161V110H164V109H162V107L163 108L164 107L166 108V106H164V105L163 106H160L159 104H157V102H154V100L151 97L148 96V95H150L153 92L154 86L157 85V82L155 81V78L156 77L163 78V75L161 73L162 71H161L160 68H157L156 70H154L152 67H150V66H148L146 64H143L145 62H142V63L140 62L141 63L140 64L136 60H130V59L127 60L125 58L122 59V57H112L111 55L107 56L105 59L104 58L101 59V57H100L101 55H100L99 56L100 59L99 60H96V61H94V59L89 60V57L90 56H88V61H85V60H87V58H85L84 56L82 57ZM95 56L93 58L97 59ZM75 57L77 59V56L76 55H75ZM20 59L21 58H19V60ZM29 60L31 61L32 59L30 58ZM146 60H148V59H144V61H146ZM27 61H28V59H27ZM150 61H148V64L151 63ZM23 64H27V62L24 60L23 61ZM33 64H31V65H33ZM39 64H40V62H39ZM50 64H52V62ZM151 64L154 65L153 63H151ZM37 66H39V65H37ZM23 67H25V66L23 65ZM26 67H27V65H26ZM41 67H37V68H40L39 70L37 68H35V67H33V68H35L37 70H35V69L32 70L31 67H30V69L28 68L29 69V72L31 71V73H28L27 72V75H26V73L24 72L25 73L24 74V77L26 75V79H28V80L29 79H32V80L37 81L39 83L40 82H44V81L51 82V81H53V79L56 78V75L61 72L60 71L58 73H54V71L57 68V67L55 68L54 66H53V68L51 67V69L48 68L49 70L47 68H46V70H42V69L45 68V66H44V68H43V66H41ZM67 68H69V66ZM57 70H59V69H57ZM72 70L74 71L75 69H72ZM72 70L70 69V72H73ZM25 71H28L27 68H26ZM60 74L57 77L62 76V74L61 75ZM194 74H195V70H194ZM196 74H195V76H196ZM22 75H23V72H22ZM70 75H73V74L71 73ZM67 77H68V75H67ZM196 78L198 79L199 77L197 76ZM125 79L128 80L127 81L128 82V86L126 88L123 85ZM204 79H206V80L204 81ZM136 81H139L141 83V91H142V93L139 94L141 96H138V95L133 96L131 98L132 101H131V104L130 105L129 104H127V105H124L123 104V105H119L118 106V104H116L115 103V100H114L115 99L114 98L115 94H119L121 98L129 97L130 94L132 93V91L130 89H131V87L134 85V83ZM100 82H102V83H100ZM103 82H105L106 84H104ZM106 85H109V87L106 86ZM213 93H211V94H213ZM37 94H38V96H45L46 95L48 97V99H50V102L52 101L51 98L52 99L54 98V96H53V94L51 92H46L44 90L43 91H39ZM205 94H206V92H205ZM19 96H21V95H19ZM78 96L80 98H78ZM31 97H33V96H31ZM204 97L206 99V96H204ZM21 102H19V103H21ZM36 103L39 106L37 107L38 109L35 111L33 109V106H35L34 104H36ZM16 104H17V102H16ZM53 104H54V107H53ZM18 105L20 107V104H18ZM253 105L255 106V108H254ZM14 106H16L15 103H14ZM257 107H258V109H256ZM261 108H262V110H261ZM16 109H18V106H17ZM32 109H33V111H32ZM254 110H252V111H254ZM21 111L19 112L20 114H21ZM225 112H227V111H225ZM19 113H17V115ZM25 113L24 114L22 113L21 115H25ZM250 113L252 114L251 110H250ZM256 113H254V115H256ZM164 114H167V113H164ZM222 114H224V113H222ZM11 115H14V113L13 114L10 113V116ZM246 115L247 114H245V117H247ZM18 116H20V115H18ZM258 116L256 115V116H253V117L258 118ZM2 117H4V115ZM7 117H9V116H7ZM231 117H229V119L230 118L233 119V116L232 115H231ZM17 118L18 119L20 118L19 119L20 121L22 120L21 116L20 117H17ZM23 118H25V116H23ZM42 118H44V117H42ZM234 118H235V115H234ZM26 119L27 118H25V120ZM30 119H32V120H30ZM259 119H260V117H259ZM3 120H1V121H3ZM9 120H10V118H9ZM13 120H15V119H13ZM13 120H12V117H11V122L9 121V123L11 124L13 122ZM6 121H7V119H6ZM26 122H27V120H26ZM15 123L17 124L18 122H15ZM15 123L13 124L14 126H15ZM3 124L5 125V122L2 123V126H3ZM18 124H21L20 126H18V129L19 128L20 129L19 130L16 129V130L23 131L22 130V129H24L23 128L24 127L23 124H26V123L20 122ZM43 124H44V122H43ZM28 127H25V128H28ZM158 129H160V131H161L160 133L158 132L159 131ZM263 134L260 136V139L264 137ZM29 137L31 139H33V140H37L38 142H41V140L39 138H37L35 135H33V134H30ZM134 139H137L138 141L137 140H134ZM256 139H259V138L257 137ZM256 139H255L254 144L257 143ZM263 140H264V138H263ZM23 142L25 143V146H27L26 145V142L27 141H23ZM30 142H31V140H30ZM34 142L35 141H33V143ZM21 144L23 145L22 141H21ZM261 144L262 145L258 144V145H255V146H256V148L260 149L261 150V153L263 154V152H264L263 151L264 150L263 149L264 148L263 147L264 146L263 145L264 144V141H262ZM35 145L37 146V143ZM237 145L236 144H233L232 147H230V148H227L226 147L227 150L225 148L222 149V150H224L225 152L231 153L228 156L233 157V156H235V152H236V148L233 147V146H237ZM259 145L261 147H259ZM254 147H253V149H254ZM32 148L30 147V149H31L30 152H33L34 153L36 151L35 152V154H36L37 153V150L40 147L37 150H35V151H34L35 148L33 150H32ZM45 149H43V152H42V149H40V152L44 153ZM53 150H60V154H58V155L53 154ZM238 150H240V149H238ZM249 150H248V152H250ZM260 150L253 151V152H256V154L257 153L259 154L258 151H260ZM203 151H205V150H203ZM217 151H218V149H217ZM40 152H38V153H39L40 158H41V156H43V155H41ZM177 152H179V153L177 154ZM98 153H101L100 156H98ZM144 154L146 155V157L144 156ZM241 154L245 155L246 153H244V152L241 151ZM61 155H64V154H61ZM66 155H64V156H66ZM176 155L177 156L180 155V158L181 159L175 158ZM213 155H214V153H213ZM243 155H241V156H243ZM259 155H257V156H259ZM46 156L44 155V157H42V158H45ZM53 156L51 157V159L52 158L54 159ZM198 156H201V158H199ZM246 156H245V158H246ZM254 156H256V155H254ZM263 156L264 155H262L261 158H264ZM36 157H38L37 154H36ZM71 157L69 159H71ZM248 158H246L243 161V159L241 157V160L238 163L239 164L238 166H241V165L244 166V164H246L245 161ZM51 159L48 160L47 162H49V161L51 162L52 161ZM227 159L229 160V164H230L231 163L230 162V159L229 158H227ZM35 160H36V158H35ZM35 160H33V162H35ZM38 160H36V162ZM45 160H47V159H45ZM57 160H58V162L60 161L58 158H57ZM64 160H65V158H64ZM176 160H178V161H176ZM41 161L44 162V160H41ZM146 161H145V163H146V167L145 168H148V166H147L148 163ZM33 162H32V164H33ZM39 162L40 161H38V164H39ZM56 162L54 161V163H56ZM68 162H70V161L68 160ZM72 162H70V163L72 164ZM86 162H84V163H86ZM250 162H248V160H247L248 165L249 164L252 165ZM27 163H28V166H31L30 161H28ZM44 163H42V164H44ZM65 163L62 166L59 165V163H58V165L61 166L60 169L56 168V166L58 167L57 164L55 165V169H58V171L57 170H53L54 169L53 168L54 165L52 166L53 169L51 168L52 171L49 170L50 167L48 169H46V168L43 167L42 170H41V168L40 169L38 168L39 172L36 171L39 174V176L41 174L40 177L42 179V182H40V187H41V190H43L44 195L46 196L45 197L46 199H47V197L48 198L51 197L50 199L53 201V198L52 197H54V200H55V198H56V200H59L62 197L61 196L59 198V196L62 195V193L65 195V192L67 190L66 188L68 187V184H69L68 181H70V179L72 178V175L75 176V178L77 179L76 181L79 180L78 179V176H79L80 166H78V165L76 166L75 164L70 165L69 163H67V164H65ZM73 163H76V162H73ZM84 163H83V165H84ZM94 163H95V161H94ZM242 163H244V164H242ZM24 164H26V163H24ZM42 164H40V165H42ZM87 164L88 163H86V165ZM50 165H51V163H50ZM50 165L48 164V166H50ZM144 165L145 164L143 163L142 164V168L143 169H141V172H140L141 175L145 174V173H143L144 172L143 170H145L144 169ZM230 165H228L229 166V169L226 168L227 169V173L229 172L227 174V176L229 175L232 178H230V177L227 178V176L226 177H222L223 174H221L220 170L221 169L223 170L224 169V166H222L223 168L222 167L221 168L220 167H217V169H215L216 167L213 168L216 171L219 170V172H217L219 174L205 173V174L201 175V178L203 180V185H205L204 182L207 183V186L205 185V186H203V188L204 187L205 188H208V193H206V194H209L208 196H209V201H210L209 202L207 200L208 201L207 202L206 200H204L205 202L202 203L203 207H206L207 209H209L211 206H214L215 207V206H217V204L219 202H222L221 200H225V202H224L225 204L224 203H221V204L219 203V206L218 207H215V211L216 212L215 211L214 212L216 214L214 213L215 214L214 215L212 213L215 217H217L216 218L218 220V222H216L217 224H215V220L213 219L214 216L211 214V216H213V217H211V216H209V214H206L207 210L201 206L202 209H203V210L202 209H199V211H201V213H202L201 215L202 216L203 215L204 216L208 215L210 218L208 216L207 217L209 219L212 218L213 220L210 221V223H207L205 225V227H206L205 230L211 231L210 234H209V232H205V234L208 233V235L206 234L207 237H203L202 235H198L199 237L202 236L203 238H205L204 240L202 239V237H200L201 238L200 239L197 236H196L197 238H195L194 236H192V238L194 237L196 239V243H227L228 240H229V238H231V237H233V238H242L243 236L245 237V235H243V234H246L247 230H249L253 226H258L260 223H262L261 226L264 225V196H263V193H262V195L260 194V192H263L264 191V190H261L262 189L261 186H263L261 183L264 181V179L262 180L261 178H263V177L261 176V178H260L262 181H260V180L258 181V183L261 184V185H259L257 187V184H258L257 181H256L257 184L255 183V179L257 180V178H255V177H257V175L261 174L260 172L262 170H260V169L257 170L256 168H254L252 171L256 170V173L258 171L259 174H257L256 176H253L254 173H253V175H250L251 173L250 174L247 173L248 168H251L252 169L253 166H251V167L248 166L247 169H246L247 171L244 168V167H246L247 164L244 167L242 166L241 168H243L246 171V173H244L245 171L243 169H241L240 167L237 168V166H236L237 163H236L232 167V171L233 172L230 173L231 171H228L231 168ZM253 165H254V163H253ZM263 165H264V163H263ZM20 166H21V164H20ZM36 166H38V165L36 164ZM103 166H104V168H103ZM257 166L260 168V165H257ZM34 167H35V165H34ZM84 167H86V166L85 165L83 166V171H81V172H84V170H86ZM88 167L89 166H87V168ZM235 167L237 168V171H238V172L236 171V173H234L235 172L234 170H236ZM90 168H91V165H90ZM239 168L241 170H243L242 171V176H241V174H239V173H241V172H239V171H241V170H239ZM261 168H262V165H261ZM263 168H264V166H263ZM22 169H25V167H22ZM35 170H37V169H35ZM40 170H41V172H40ZM80 170H82V168ZM95 170H93V171L95 172ZM259 170H260V172H259ZM29 171L30 170L27 169V170H25L26 173L25 172H22V173H24V175H27V176L31 177L32 174H30V173H32V169H31L30 172ZM224 171H225V169H224ZM28 172H29V175H28ZM51 172H53V173L52 174H49ZM88 172H89V170H88ZM213 172H215V171H213ZM263 172H264V170H263ZM263 172H262V175L264 174ZM89 173H91V172H89ZM92 174L91 175H87V178H86V174H85V176H84L85 178L84 179H86V180L84 181V179H83V182H80V181L79 182H76L72 178V181H74V183L76 182V185L74 184L75 187L73 185L74 191H77V193L73 192V195L74 196L72 198L74 200H72V201H75V197L76 196L79 199L81 198L82 200H83V198L85 199V197H88V194L86 192H89L88 189L90 188V186L95 181L98 180L97 179V176L98 175L94 177ZM135 174H137V175H135ZM230 174L231 175H234L235 177L233 178V176H231ZM235 174H237V175H235ZM134 176H133V178H134ZM33 177H35V174L32 175V178ZM38 177H37V179H38ZM106 177H107V175H106ZM79 178H81V177L79 176ZM88 178H89L90 181L87 182ZM94 178H96L97 180L94 179ZM102 178H100V179L102 180ZM201 178H200V181L202 182ZM158 180H160L161 182L158 181ZM171 181L173 182V180H171ZM189 181L187 180L186 182L188 183ZM192 181H190V182H192ZM175 182H173V183H175ZM36 183H37V181H36ZM100 183H99V186L103 184V182L101 184ZM161 183H163V186H160ZM126 184H127V187H125L126 188L125 190H127V189H128V191L131 190L129 193H131L132 191H135V189L137 188V187H134L135 188L134 189V188L130 187V185L128 183H126ZM126 184H125V186H126ZM133 184L135 185V183H133ZM133 184H131V186ZM144 185H143V187H144ZM30 186H31V188L34 189V186L33 185H30ZM94 186H96V185H94ZM94 186H93V188H94ZM122 186H124V185H122ZM141 186L139 185V187H141ZM174 186L172 185L173 188H174ZM176 187H177V185H176ZM178 187H180V186H178ZM95 188L93 190H95ZM38 189H39V186H38ZM259 189L261 191H259ZM71 191H73V190L71 189ZM128 191H127V194H128ZM149 191H150V194H151V191L153 192V190H149ZM195 192H196V190H195ZM35 193L33 192V194H34L33 197H34L35 200H38V199H40L42 197L44 198V196L41 194L42 192L40 193L39 190L37 192H35ZM39 193H40V195H38ZM49 195H52V196H49ZM153 195H154V193H153ZM36 196H37V199L35 198ZM57 197L59 199H57ZM188 197H189V195H188ZM45 198L42 199V200H45ZM61 200H63V199L61 198ZM89 200H90V198L88 199V201ZM109 200H111V199H109ZM193 200H195V199H193ZM52 201H47V202H43L42 201V202H43V204L46 205V203H48V202L49 203L50 202L51 203L54 202V201L53 202ZM107 201H108V199H107ZM107 201H105V204H106ZM115 201H113V203ZM178 201H177V203H175V204H177V207H175V205H174V206H172V208H169V210L168 209L162 210V212H160V213H158V212L155 211V213H158V214H155V216H153L151 218L150 217L148 218L149 215H147L145 217V219H144V223L148 219V221H147V222H149L148 225L151 224V225L159 226L158 229H160V225L161 224H163V225L164 224H166V225L170 224L169 226L171 227L172 225L174 226L175 224H178V223H181V224L185 223V221L187 220V218L189 219V216L187 217V215L190 214V211H192V210H190V211L184 210L185 208H183V206H182L183 205V202H184L183 199H182V201H183L182 203L181 202H178ZM62 202L64 203V201H62ZM85 202H84V204L87 203V202L86 203ZM122 202H124V203H123V205L121 204L122 205L121 207L123 208L121 211H122V213H124V217L126 219L130 220V213H129L128 206H127L128 203L126 204V201H121V203ZM34 203H35V201H34ZM39 203H40V201H39ZM57 203H58V201H57ZM110 203L109 204L107 203V205L110 206ZM208 203H210L211 206L208 205V207H207V204ZM53 204H55V203H53ZM95 204H96V202L93 205H95ZM150 204H149V207H150ZM222 204H224L223 206L225 207V210H224V208H221L220 207V205L222 206ZM42 205H40V207ZM80 205H82V204H80ZM57 206H59V204H57ZM99 206H100V204H99ZM116 207H118V205ZM152 207L155 208V206H152ZM50 208H52V207H50ZM106 208H108V207H106ZM11 209L12 208H11V205H10V211H11ZM102 209L104 210V207ZM211 209L214 210V208H211ZM13 210H14V208H13ZM13 210H12V213L14 212L15 214H13V216H15L17 214V212H15ZM64 210L68 212L69 211L68 206L65 207ZM100 210H101V208L99 209V211ZM153 210H157V208H155ZM204 210H206V211L203 214L202 211H204ZM107 211H108V209H107ZM184 211H187V213L184 212ZM223 211H226L227 216H225L226 213L223 212ZM229 211H230V213H229ZM116 212H117V210L115 211V214H116ZM208 212L210 213L211 210L208 211ZM108 213H109V211H108ZM195 213L196 212H194V214ZM52 214H54V213L52 212L50 215H48L49 217H45L44 216L45 219H44V221H42V223L44 224L47 221L52 220V219H50V217L51 216L54 217V215H55V214L54 215H52ZM148 214H150V213L148 212ZM10 215H11V212H10ZM191 215H192V213H191ZM1 216H2V214H1ZM13 216L11 215L12 219L15 218ZM194 217H196V215ZM199 217H200V215H199ZM225 217H228V218L225 219ZM223 218L225 220H223ZM1 219L2 218H0V220ZM191 219H192V217L188 220L189 223L192 222V221L190 222ZM13 220H15V219H13ZM255 220H256V222H255ZM262 220H263V222H262ZM120 221H123V220H120ZM188 221H186V222H188ZM0 222H2V221H0ZM124 222L125 221H123L122 224L121 223L120 224L123 225ZM132 223L125 222V226L128 224L127 225L128 227H125L123 225L125 227L124 232H125V230L128 231V232L130 230H132L131 227H130L131 226L130 224H132ZM144 223L142 224V222H141V224H142L141 225L140 223H137L136 222L134 225H132V226H135L134 228L132 227L133 230L136 231V230H138V227H139L141 230H143V228H144L145 231H146L149 228V226L147 225L148 228L147 227L145 228L144 226H146V225H144ZM136 224H138V225H136ZM166 225H164V226H166ZM176 226H175V228H176ZM118 227L119 226H116V228H115V230L113 232L116 233ZM121 227H119V230H120ZM186 227L185 228H182V229L180 228L181 230L179 229L180 232H181V233L179 232L180 235L177 236L179 238V240H176V238H175L176 235H175V237H172V238H175V240H176V241L173 240V242H175V243L177 242L179 244V247L177 246V249L175 247V249L172 250V252L173 251L174 252H173V255L171 256L172 258L170 257L171 258L170 261H169L170 258L167 256V254L170 253V249L172 247L174 248L175 245L172 244V247L169 246V247H171V248H169L167 246V244L168 243H171V241H170L171 238L164 239L166 237H163L161 239H160V237L159 238H151L152 239V243L150 242L148 244V246H147L148 247V250L146 251L149 254L148 259L149 260H153L155 258L156 259L159 258L161 260L162 257H164L165 259L163 261L161 260L160 263L163 262L165 264H170V263L172 264V260H173V262H176L177 261L178 264H188L189 263L188 258H189L190 260H192L191 262L195 261L193 263L197 264V261L200 260V257L193 258L192 255H191V253L190 252L188 253V251L186 249L187 246L185 247V244H184V243H186V245H187V243H190V244L191 243H195L194 242L195 240H193L194 238L193 239L192 238L189 239L190 236L195 233V229H187ZM1 228H0V230H1ZM152 228H154V227H152ZM162 228L164 229L163 226H162ZM175 228H173V230ZM194 228H195V226H194ZM215 228H217V230H215ZM262 228L264 229V226L263 227H260L261 231H262ZM165 229H167V228H165ZM260 229L258 227V231H260ZM120 231H121V233L119 232L120 234H123L124 233V232L122 233V229ZM138 231L140 232V230H138ZM138 231H136V232H138ZM254 231H255V229H254ZM254 231H253V233H254ZM143 232H144V230H143ZM177 232H178V230H177ZM115 233H113V234H115ZM146 233L147 232H145L144 236L142 234L140 235L142 238L143 237L145 238V236H146L145 239L144 238L142 239L140 237L141 240H145L144 243H146V241H149L150 240L149 239V236L147 237V234ZM150 233L151 232H149L148 235ZM18 234L20 235V233H18ZM113 234H112V236H113ZM120 234H118V237H117L118 239H120V242H118L117 245H116L115 241H114V243L112 242V244L114 246H117V247H115L116 249L113 248L114 250H117V252H118V253H116L115 256L119 257L118 259H119L120 262H122V264H135V262L133 263V256L135 258V255H139L141 249L139 248V250H136L135 249L136 247L135 248L133 247V249H131L130 247L132 245L129 247L130 242L134 239V237L131 236V234H130L131 239L133 237L132 240L130 239V236L127 238V235H126L127 233L126 232L123 234L124 239L121 240L120 237L122 235H120ZM151 234H150V236L153 235V234L152 235ZM175 234H176V232H175ZM241 234H242V237L240 236ZM260 234H262V232ZM260 234L258 233L256 235L259 236V237L260 236H264V235H260ZM263 234H264V232H263ZM185 235H190V236H189V238H187V237H185ZM16 236H17L18 242L17 241H14V239L12 241L11 240L12 238H11L9 240L7 239L8 241L11 240V242H13V243H11V245H9V244L7 245V243H6L7 240H5V245H3V244H1V245H3V246H6L7 245L10 248H11V246L14 247L12 249V252H15V250H14L15 249V246H16V250L21 249L22 251L19 250V254H20V256L22 255L21 258L23 257V260H24V257L26 255L25 254V251H24V249H25L24 247H26L27 249H30L31 250V247L32 246L29 248V245H27L28 243H26L25 246H24V244L22 243V242H24L23 241L24 239L22 238L23 240L21 242L20 236H18V235H16ZM136 236H139V234L136 235ZM136 236H135V239H137ZM168 237H169V235H168ZM3 238H5V237H3ZM147 238H148V240H146ZM129 239H130V242L128 241ZM31 240L34 242L35 241V238H33ZM141 240H139V241H141ZM139 241H137V242L140 243ZM14 242H17V243H14ZM25 242H27V240ZM33 242L30 241L29 243H33ZM132 243H134V241ZM180 243H183V244L180 245ZM190 244H188V247H189ZM17 247L19 249H17ZM1 248H3V247L1 246ZM9 249H8V251L10 252L11 249L10 250ZM114 250H111V251L114 252ZM27 251H29V250H27ZM2 252H3V250H2ZM20 252H22V254ZM0 253H1V251H0ZM15 253H18V251L15 252ZM15 253H14V255H16V259H17L19 257L17 255H19V254H15ZM31 253H32V250H31V252L29 254H31ZM107 253H110V252H107ZM107 253H104V254H107ZM141 253H142V251H141ZM3 254L4 253H2V255ZM9 254L10 253H8L6 255H9ZM29 254H27V255H29ZM259 254L260 253L257 251L258 257H259ZM109 255H111V254H109ZM261 255L264 256V252L261 253ZM169 256H170V254H169ZM222 256H221V258H222ZM27 257H25V259H27ZM112 257H113V255H112ZM223 257L226 258L225 256H223ZM253 257H255V256H253ZM21 258L19 257V259H21ZM106 259H107V257H106ZM109 259H107V260H109ZM254 259H256V257L251 260L252 262L250 261L251 263H249V262H247V263L248 264H252V263L256 262L255 264H257V261H254ZM15 260H13V262ZM63 260H64V258L61 259V262H63ZM257 260H259V259H257ZM24 261L22 262V264H24ZM99 261L101 263V260H99ZM99 261H97V258H96L95 263L96 262L99 263ZM134 261H135V259H134ZM247 261H248V259H247ZM19 262H14V263L15 264H19ZM21 262H20V264H21ZM84 263H86V262H84ZM90 263H92V262L90 261ZM223 263H225V262L223 261ZM27 264H29V263L27 262ZM87 264H89V263L87 262ZM245 264H246V261H245Z\"/></svg>", "mask_w": 264, "mask_h": 264}]
</instances>
